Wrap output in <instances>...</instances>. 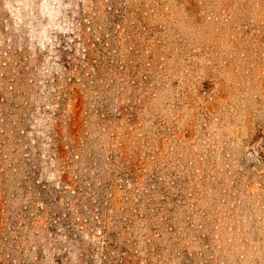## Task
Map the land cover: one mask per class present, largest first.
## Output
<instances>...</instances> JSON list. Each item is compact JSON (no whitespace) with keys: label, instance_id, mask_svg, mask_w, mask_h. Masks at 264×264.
<instances>
[{"label":"rangeland","instance_id":"rangeland-1","mask_svg":"<svg viewBox=\"0 0 264 264\" xmlns=\"http://www.w3.org/2000/svg\"><path fill=\"white\" fill-rule=\"evenodd\" d=\"M0 264H264V0H0Z\"/></svg>","mask_w":264,"mask_h":264}]
</instances>
